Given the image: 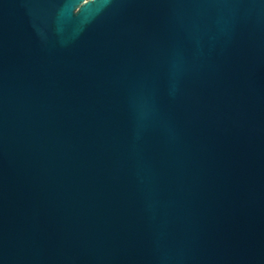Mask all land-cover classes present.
<instances>
[{"label": "water", "instance_id": "water-1", "mask_svg": "<svg viewBox=\"0 0 264 264\" xmlns=\"http://www.w3.org/2000/svg\"><path fill=\"white\" fill-rule=\"evenodd\" d=\"M0 264H264V0H0Z\"/></svg>", "mask_w": 264, "mask_h": 264}]
</instances>
